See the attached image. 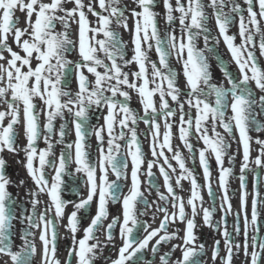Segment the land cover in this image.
<instances>
[{
  "label": "snow or ice",
  "instance_id": "6c2138e0",
  "mask_svg": "<svg viewBox=\"0 0 264 264\" xmlns=\"http://www.w3.org/2000/svg\"><path fill=\"white\" fill-rule=\"evenodd\" d=\"M132 3L129 12L122 0H0V104L6 105L0 110V264H96L97 259L156 264L157 257L159 264H207L208 250L213 264H234L241 253L242 264H264V139L250 135L264 133V0H175V6L172 0H162L163 17L155 11L158 0ZM17 8L26 11V27H17ZM89 16L95 17L94 24ZM159 19L167 25L163 32ZM213 19L218 35L210 25ZM234 26L238 31L230 33ZM121 28L129 32L130 41L122 38ZM221 38L235 71L216 52ZM213 57L223 75L219 82L212 73ZM173 59L182 65L183 89ZM73 81L75 90L70 89ZM132 92L142 115L131 107ZM100 109H106L103 124L96 116ZM57 121H63L58 128ZM141 121L146 130L138 133ZM174 127L194 166L198 153L203 183L179 146H173ZM73 130L75 140L69 141ZM149 135L150 158L141 143V136ZM93 136L98 156L92 153ZM40 141L45 147H39ZM194 141H202L203 147ZM253 142L259 146L254 160ZM6 152L23 153L33 182L27 189L25 181H19L26 188L25 201L18 202L9 191L16 182L8 175ZM208 153L217 165L215 187ZM238 157L239 174L225 167V158L234 165ZM183 181L189 182L186 202L179 194ZM236 181L239 185L233 187ZM153 190L157 199L149 201L146 192ZM64 193H75L77 199H67ZM69 204L73 210L66 214ZM110 204L120 209L105 223ZM149 213L153 221L162 214L158 227L144 219ZM86 217L88 226L77 238ZM65 220L71 238L66 258L59 255ZM177 223L184 225L183 235L180 229L169 231ZM198 227L211 229L220 239L206 249L204 242L197 243ZM169 244L171 248L162 251ZM105 248L115 255L103 256ZM177 250L180 256L173 259Z\"/></svg>",
  "mask_w": 264,
  "mask_h": 264
},
{
  "label": "flooded vegetation",
  "instance_id": "af4514ba",
  "mask_svg": "<svg viewBox=\"0 0 264 264\" xmlns=\"http://www.w3.org/2000/svg\"><path fill=\"white\" fill-rule=\"evenodd\" d=\"M43 2L47 3V2H49V0H43ZM85 2H87V0H85ZM205 2L207 3V0H205ZM159 4H161L162 7H163L162 0H158V5ZM72 6L73 5L71 3L68 4V7H72ZM211 11H212L211 9H208L209 13H211ZM23 14L24 15L26 14L25 10H23ZM176 15H178V13H176ZM34 19H35V16H33V21H34ZM177 24H178V22H177ZM210 25H211V27L213 29V33L218 35V31L216 30L214 19L210 21ZM166 28H167V25H166V22H165L164 28H162V29L160 28V29L163 32ZM237 31H238V26H234V27H232L230 29V33L237 32ZM120 32H121L122 38L125 41H130L131 40L130 34H129V36H127L124 31L121 30ZM73 38L75 39V36H73ZM237 43H239V37H237ZM203 46H204L203 40L201 39L200 42H199V47L202 48ZM216 52L225 61H227L231 65V68H232L233 71L236 70V66L231 61V55L228 52L225 44L223 43L222 38H221L220 44L216 46ZM151 55H152L153 59L156 58V55H155L154 51H153V53H151ZM257 55H259L258 52H257ZM72 58L75 59V57H72ZM262 62H264V58H262ZM171 64L173 65V67L176 69V71L179 74L178 75V84L183 89L185 87V78H184L183 72H182V65L180 63H178L175 59H173L171 61ZM211 64H212L213 77H214V79L217 82H219L220 80L223 79V75H222V72L220 70L219 64L216 61L215 57L212 58ZM131 70L135 71L136 70V65H132L131 66ZM125 71H128V69L126 68ZM76 88H77V84H76L75 81H73L72 84L70 85V89L71 90H75ZM131 95H132V100L130 101L131 107H133L134 109H136L139 112V110L141 108V105L139 103L137 95H136L135 92H132ZM35 102L36 103H40V101L38 99ZM5 107H6V105L0 104V110H4ZM157 107L159 108V101L158 100H157ZM105 114H106V109L97 110L96 116L99 117V123L100 124L104 123V115ZM139 114L142 115V112H139ZM62 122L63 121H57V128L59 127V124L62 123ZM160 122H161V133H163V130H164L163 118H161ZM93 123L94 124L96 123L95 118L93 119ZM145 130H146V125L142 121L139 122L138 123V133H143ZM219 130L223 131L222 129H219ZM117 131H119V130L117 129ZM18 135H19L20 144L21 145L25 144L26 140L24 138V134H23V131H22V125H21V128H20L19 132H18ZM250 135L254 139L257 136H259L261 139H264V133H257L255 131H253V132L250 133ZM56 138H58V137H54V139H56ZM68 140L69 141L75 140L74 130L69 134ZM150 142H151V136L150 135L147 138L141 136V143H142L143 149H144L145 153L149 156V158H150V150H149ZM194 143L196 144L197 148L203 147V142L202 141H198V142L194 141ZM38 144H39L40 148L45 147L43 141L38 142ZM172 144H173L174 147L179 146L184 158L186 159L187 166L189 168L195 167L196 172L199 174L198 175V179H199V181L201 183H203V174H202V168L199 165L198 153H197L196 163H195V166H194L193 163H192L191 155L188 153L187 149H185L183 147V142L179 139V133H178V129L176 127L173 128ZM96 145H97V140H96L95 136H93L91 138L92 153H93V155H97L98 156ZM59 148H60V146H57V149H56L57 155L59 154ZM258 148H259V146L256 145L253 142V144H252V152H251V158L253 160H254L255 156L258 155ZM235 149H236V144L233 143L232 151L235 152ZM4 155H5V158L8 161V166H7L8 175H9V177H11V179L13 181L16 182L14 186H11L9 188V191L13 193V195L17 198L18 202L25 201L26 199H28V197H26V188L24 186H19V181L20 180H24L25 184L27 186V189H32L33 188V182L29 178V176H28V174L26 172V169L24 167L23 153L21 152L18 155H14V154L6 152ZM166 155H169V157L171 158L172 154L166 152ZM207 155L210 158V164H211V168H212V183H213V186L215 187L216 186V182H217V165H216V162H215V159H214V155H212L211 153H208ZM239 159L240 158L238 157L237 158V162L234 165H230L228 159L225 158V167L232 166V167H234L236 173L239 174V167H240ZM161 162H162V160H161ZM171 162L173 163L174 167H177V173H179V168H178L177 162L174 161V160H172ZM252 166L254 167V164ZM73 167H75L74 164H73ZM129 168H131V164H129ZM153 171L156 172L157 176L159 177L158 168L154 167ZM260 171H261L262 177H264V169H261ZM110 178H114V176L110 175ZM253 178H254V173H250L248 175V181H249L248 188H249L250 192L252 190ZM159 183L161 184V192H164L165 189L163 187L162 177H160ZM182 183H183V189L184 190L181 191L179 194L184 197L185 202H186L187 199H188V196L190 195V193L188 192L189 182L188 181H183ZM238 185H239V182L236 181V182L233 183L232 186L233 187H238ZM125 191H127V189H125ZM82 195L83 196L87 195V188L86 187L84 188ZM146 195H147L149 201L157 199V196H156V193H155L154 190L152 192H150V193L146 192ZM203 195H204L205 201H208L209 198H208L206 190L204 191ZM261 195H264V180H262V183H261ZM64 196H65V198L70 199V200H76L77 199V195L75 193H64ZM43 199L45 201H47L49 198H48L47 195H44ZM157 202L163 204L162 201L157 200ZM209 203H210V201H209ZM250 204H251V197L249 198V209H250ZM237 205H238V200H237ZM186 207H187V205H186ZM119 209H120V205L119 204H110L109 205V211H110L109 221H106L105 223L110 222V220L112 218L111 214H118ZM72 210H73V207H72L71 204H69L67 206V208H66V214L70 213ZM92 210L93 211L95 210V204H93ZM154 210H155V205H153L152 211H154ZM169 210L171 211L170 208H169ZM17 212L19 213V209H17ZM215 218L219 219V214H217V216ZM144 219L147 220L148 223L151 224V226L153 228H155V227L159 226L160 220L162 219V214L157 213V217H156L155 221H153L151 213H149V215H146L144 217ZM66 223H67V221L65 220L60 225L61 240H60V252H59V255L65 257V258L67 256L66 249L68 247H70V245H71L70 234L68 233V231L64 227V224H66ZM88 223H89V218L86 217L83 220V222H82L80 230L77 232V238H82L83 229L88 226ZM197 223H198V225L200 223H202V221H201V219L199 217L197 218ZM230 223H231V219H230ZM16 227H17V229H19L21 227V225H19L17 223ZM183 228H184L183 224L177 223L175 225H172L170 227L169 231H176L177 229H180L181 230L180 231V235H183V231H182ZM98 235H99V239L101 241H104V239H105L104 234L100 233ZM196 235L198 236L197 243L199 244L201 242H204L205 245H206V249L208 248L209 245H211L213 243L214 239H220V236L217 233L213 232L211 229H209L207 227H203V228L198 227L197 231H196ZM261 235L264 236V228H262V230H261ZM37 236H38V233H37ZM241 240H242V237H241ZM37 242L39 244V241H37ZM16 243L17 244L20 243L19 239L16 240ZM116 243H117V245H119V243H120L118 235L116 237ZM172 243H179V241L178 240L177 241H173ZM170 248H171V244L166 245L162 249V251H168ZM221 249H222L221 250V255L223 256L224 255L223 243H221ZM114 255H115V253L114 252H110L108 248L104 249L103 256L108 257V256H114ZM179 256H180V251L179 250H177V251H175L173 253V259H175L176 257H179ZM211 256H212V252H211V250H208L207 251V256L205 257V259L207 261V264H213ZM147 258L151 259V254L150 253L147 254ZM37 259H39L38 256H37ZM243 260H244V256H243V253H241L239 256L234 257V264H242ZM74 264H75V262H74ZM96 264H110V261L109 260H105V259H97ZM156 264H159L158 257H157ZM216 264H220L219 260L216 261Z\"/></svg>",
  "mask_w": 264,
  "mask_h": 264
},
{
  "label": "rangeland",
  "instance_id": "374dc122",
  "mask_svg": "<svg viewBox=\"0 0 264 264\" xmlns=\"http://www.w3.org/2000/svg\"><path fill=\"white\" fill-rule=\"evenodd\" d=\"M122 2L128 6L129 8V12L131 11L132 7H134L135 5L132 3V0H122ZM173 2V5L175 6V0H172ZM97 11H99V8L97 7ZM155 11H157L159 14H160V17H163L164 16V13H165V9H164V6L162 7L161 4L157 5V7L155 8ZM18 17V21L19 23L17 24V27H26L27 26V23H26V20H27V17H26V14L24 15H19L17 16ZM90 21L94 24L95 23V17H92L90 16L89 17ZM129 25L131 26L132 25V20L131 18L129 19ZM164 25H165V20L164 19H159V27L162 29L164 28ZM73 28H75V25H73ZM124 31L126 33L127 36H129V32L124 30V29H120V31ZM11 42V41H10ZM13 47L16 49V50H19L15 44H13ZM23 54V53H21ZM5 55H7V53H5ZM72 57H75V55H73ZM70 57V58H72ZM76 58V57H75Z\"/></svg>",
  "mask_w": 264,
  "mask_h": 264
},
{
  "label": "bare ground",
  "instance_id": "6f19581e",
  "mask_svg": "<svg viewBox=\"0 0 264 264\" xmlns=\"http://www.w3.org/2000/svg\"><path fill=\"white\" fill-rule=\"evenodd\" d=\"M26 1H27V0H26ZM22 11H23V10L17 8L14 12H16V13H17V16H19V15H22V14H21Z\"/></svg>",
  "mask_w": 264,
  "mask_h": 264
}]
</instances>
